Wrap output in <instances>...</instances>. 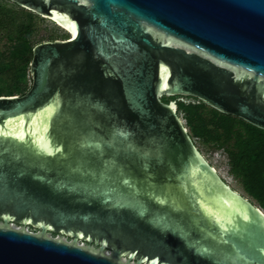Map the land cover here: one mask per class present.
Instances as JSON below:
<instances>
[{
    "label": "water",
    "instance_id": "1",
    "mask_svg": "<svg viewBox=\"0 0 264 264\" xmlns=\"http://www.w3.org/2000/svg\"><path fill=\"white\" fill-rule=\"evenodd\" d=\"M12 1L70 36L0 96V264H264V208L162 100L264 128V0Z\"/></svg>",
    "mask_w": 264,
    "mask_h": 264
},
{
    "label": "trees",
    "instance_id": "2",
    "mask_svg": "<svg viewBox=\"0 0 264 264\" xmlns=\"http://www.w3.org/2000/svg\"><path fill=\"white\" fill-rule=\"evenodd\" d=\"M12 2L0 0V32L4 31L11 40L7 52L0 53V81L3 82L0 83V96L24 94L32 83L30 62L36 43L31 37L35 31L36 13ZM186 98L190 101L177 99L178 111L183 112L194 140L224 149L232 174L264 208V128L213 106L207 108V103L198 98Z\"/></svg>",
    "mask_w": 264,
    "mask_h": 264
},
{
    "label": "rangeland",
    "instance_id": "3",
    "mask_svg": "<svg viewBox=\"0 0 264 264\" xmlns=\"http://www.w3.org/2000/svg\"><path fill=\"white\" fill-rule=\"evenodd\" d=\"M5 1H8L11 4L13 3L12 0H5ZM35 15H36V23H35V31L31 37L32 42L39 43L42 41H48V40H54V39H64L70 36L68 31L56 21H53L52 19L44 17L38 13H36ZM10 43H11V40L7 38L4 31H1L0 32V53H2L3 51H5L4 53H6L7 52L6 49L10 46ZM0 83H3V82L0 81ZM175 97H178L176 99H184L187 102L190 101V99H187L186 96L180 95V96H175ZM175 97L164 95L162 97V100L167 101ZM196 102H199V101H196ZM206 107L207 108L211 107V105L207 104ZM180 114L183 118V112H180ZM195 142L197 144V147L200 149L202 154L205 156V158L217 169V171L222 175V177L227 181V183L234 190L246 195L247 197L252 199L256 204H258V202L245 191L240 179L232 174L230 170V163L228 161V157L224 149L215 148L212 145V143H204L203 141L199 139L195 140ZM9 222H14L16 223V225H22L19 222L12 221V220H10ZM26 225H27L28 230L31 232L39 231L38 228H34L29 224H26ZM47 232H51V231H47ZM51 234L54 236H57L59 234L60 237L64 235L66 237V240L68 241L72 240V237L66 236L63 233L51 232ZM82 241L84 240L80 238L78 239V243H82Z\"/></svg>",
    "mask_w": 264,
    "mask_h": 264
}]
</instances>
